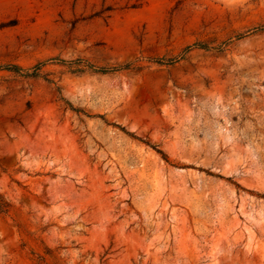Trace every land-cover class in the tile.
<instances>
[{"label": "rangeland", "instance_id": "obj_1", "mask_svg": "<svg viewBox=\"0 0 264 264\" xmlns=\"http://www.w3.org/2000/svg\"><path fill=\"white\" fill-rule=\"evenodd\" d=\"M0 202V264H264V0H0Z\"/></svg>", "mask_w": 264, "mask_h": 264}, {"label": "trees", "instance_id": "obj_2", "mask_svg": "<svg viewBox=\"0 0 264 264\" xmlns=\"http://www.w3.org/2000/svg\"><path fill=\"white\" fill-rule=\"evenodd\" d=\"M60 61L63 64L68 63V61L65 60V59H60ZM81 61H82L81 58H77L73 62L80 64ZM83 66H86V67H83V69H82V67H79L80 69H77V70L81 71V70H84V68H89L90 70H94V71L107 72V71H111V70H119V69L130 68L131 67V63L118 64V65H113V66H108V67L107 66L93 67L91 64L88 63V64L83 65ZM9 68L12 69V70H15V71L20 69L19 65H16V64L10 65ZM4 209H5V205L0 202V210L4 211ZM39 259L40 260H44V257L41 256V257H39Z\"/></svg>", "mask_w": 264, "mask_h": 264}]
</instances>
